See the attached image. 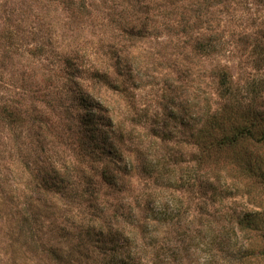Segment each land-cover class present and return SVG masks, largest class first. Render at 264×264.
Returning a JSON list of instances; mask_svg holds the SVG:
<instances>
[{"label": "clouds", "instance_id": "9594fccd", "mask_svg": "<svg viewBox=\"0 0 264 264\" xmlns=\"http://www.w3.org/2000/svg\"><path fill=\"white\" fill-rule=\"evenodd\" d=\"M0 264H264V0H0Z\"/></svg>", "mask_w": 264, "mask_h": 264}, {"label": "rangeland", "instance_id": "374dc122", "mask_svg": "<svg viewBox=\"0 0 264 264\" xmlns=\"http://www.w3.org/2000/svg\"><path fill=\"white\" fill-rule=\"evenodd\" d=\"M242 43H247V42L242 40Z\"/></svg>", "mask_w": 264, "mask_h": 264}]
</instances>
